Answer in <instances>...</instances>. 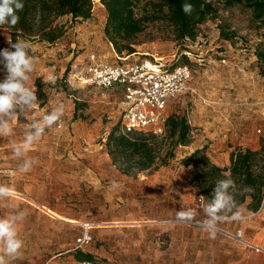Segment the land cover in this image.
Here are the masks:
<instances>
[{
    "label": "rangeland",
    "instance_id": "obj_1",
    "mask_svg": "<svg viewBox=\"0 0 264 264\" xmlns=\"http://www.w3.org/2000/svg\"><path fill=\"white\" fill-rule=\"evenodd\" d=\"M142 3L152 7L158 1ZM218 6V17L199 26L194 41L175 40L166 21L149 22L135 38L132 54L117 53L106 38L107 12L99 0H94L90 19L66 16L58 21L64 35L57 45L27 42L36 60L28 86L38 90V104L20 111L10 135L0 137V185L15 190L0 198V217L29 215L17 224L23 248L16 258L6 257V264H71L77 252L91 255L97 264H227L231 247L225 232L235 238L241 232L238 242L264 249V211L250 212L249 198L242 205L246 218L220 223L215 239L196 224L171 222L181 208L195 209L197 220L205 218L207 202L197 194L193 169L181 164L183 158L203 149L224 169L225 157L237 148L260 146L264 134V77L255 57L261 35L240 7ZM219 24L234 30L235 38L222 40ZM8 37L7 30H0V50L10 47ZM90 56L108 65L157 60L191 69L189 87L196 94L173 99L165 111L166 118L187 117L191 142L177 147L166 166L131 178L113 164L106 138L120 130L122 95L114 88L76 84L74 75ZM4 76L0 66V80ZM77 102L83 104L78 126H69L68 108ZM61 104V128H46L38 142L25 146L31 125ZM17 147L19 156L14 155ZM30 158L36 163L25 173L22 167ZM50 211L60 218L54 215L57 221H51ZM85 228L92 241L77 248L75 241ZM62 248L70 252L50 263Z\"/></svg>",
    "mask_w": 264,
    "mask_h": 264
},
{
    "label": "trees",
    "instance_id": "obj_2",
    "mask_svg": "<svg viewBox=\"0 0 264 264\" xmlns=\"http://www.w3.org/2000/svg\"><path fill=\"white\" fill-rule=\"evenodd\" d=\"M158 3L149 7L142 0H99L105 7L107 19L104 33L117 53L135 52L134 40L144 31L149 22L166 21L173 29L174 39L194 41L198 35L199 26L208 20L216 19L219 6L229 9L240 7L249 15L252 30L260 33L262 41L256 46L255 57L264 77V0H157ZM24 8L19 12L20 20L15 27L0 26L7 30L12 42H45L54 44L64 35V26L58 21L69 16L72 21H86L91 18L94 0H22ZM190 3L194 6L191 15H185L181 5ZM166 9V13L164 12ZM220 38L230 41L236 32L228 25L219 24ZM186 57V56H185ZM83 104L76 103L77 110ZM192 127L185 115H171L166 118L164 132L156 135L152 132H134L124 134L116 128L108 135L106 146L114 165L128 177L135 178L140 173L157 170L166 166L174 158L175 149L187 146L191 142ZM258 149L237 148L229 155L228 167L221 169L205 154L203 149H197L181 160L185 167L193 169L192 182L199 196L206 202L218 180L225 179V173L230 174L237 185L234 193L240 206L247 199V209L257 212L264 200V134L260 138ZM254 189L252 193L243 191ZM85 260L92 261L91 256Z\"/></svg>",
    "mask_w": 264,
    "mask_h": 264
},
{
    "label": "clouds",
    "instance_id": "obj_3",
    "mask_svg": "<svg viewBox=\"0 0 264 264\" xmlns=\"http://www.w3.org/2000/svg\"><path fill=\"white\" fill-rule=\"evenodd\" d=\"M24 3L22 0H0V26L7 25L15 27L20 20L19 12H22ZM185 15H191L194 6L190 3L181 5ZM9 48L0 50V66L5 73L3 80H0V137L10 135L11 124L18 118L20 111L34 109L38 104L37 89L28 86V81L35 69V57L30 54L29 45L23 40L12 42L8 37ZM64 115L63 105H59L51 112L42 117V122H35L31 125L32 131L24 138V145L29 146L38 142L46 128L50 129L58 123ZM21 149H14V155L19 156ZM36 160L30 158L25 160L22 170L27 173L31 170ZM225 179L218 180L203 208L204 219L197 220L199 213L192 208H181L175 212L174 223L196 224L206 232L211 239H215L219 231L218 225L223 222H242L245 217V210L238 204L234 193L237 185L230 174L225 173ZM113 187H118L115 182ZM14 189L0 185V198L11 197ZM243 191L252 193L254 189L245 188ZM260 211H264L262 204ZM29 213L18 212L9 217H0V264H6V257L16 258L23 248V241L18 237L17 224L23 221ZM238 235H243L239 233Z\"/></svg>",
    "mask_w": 264,
    "mask_h": 264
},
{
    "label": "built area",
    "instance_id": "obj_4",
    "mask_svg": "<svg viewBox=\"0 0 264 264\" xmlns=\"http://www.w3.org/2000/svg\"><path fill=\"white\" fill-rule=\"evenodd\" d=\"M191 77V69L185 65H166L157 60H144L129 65H108L97 61L94 56H90L86 66L74 75L75 82L80 87L122 89L123 111L120 127L124 134L152 132L156 135L164 132L165 111L169 102L186 93L196 94L189 87ZM54 126L60 129L62 121ZM239 233L241 232L236 234L237 239L241 238ZM91 241L88 228H85L75 243L80 248L89 245ZM79 264L96 263L82 261Z\"/></svg>",
    "mask_w": 264,
    "mask_h": 264
},
{
    "label": "crops",
    "instance_id": "obj_5",
    "mask_svg": "<svg viewBox=\"0 0 264 264\" xmlns=\"http://www.w3.org/2000/svg\"><path fill=\"white\" fill-rule=\"evenodd\" d=\"M58 42V41H57ZM57 42L54 44H48V45H57ZM115 90H117L121 95H122V101H123V91L121 88H114ZM196 93V92H195ZM191 94V93H189ZM180 97V96H179ZM77 100V99H76ZM172 101V100H171ZM170 101V102H171ZM169 102V103H170ZM79 103V102H77ZM68 110H70V118L69 120L72 121L70 122L69 126H74L77 125L78 126V120H79V116L82 110H77L76 111V115L78 116L77 118H74V114H75V110H76V103H72ZM248 148L251 149H258L259 146L254 144L253 147L252 146H248ZM215 165L218 166V164L215 162H213ZM229 165V156L225 157V162L222 164L223 167H228ZM50 213L53 215H49V219L51 221H57L55 216L57 214H54L53 212L50 211ZM55 215V216H54ZM56 217H59L58 215ZM60 218V217H59ZM89 230V229H88ZM226 237H228V239H230V242L228 243V246L231 247L230 252L227 251L226 255L229 258L227 261V264H264V249L260 248V247H256L250 243L247 242H238L236 240V238L225 232ZM244 243V244H243ZM69 250H65V249H61L59 250L57 253H55V255H53L50 259L49 262H54V261H60L63 258H65L64 256L69 253ZM85 256H91L89 254H81L80 252L75 253V258H74V263L71 264H79L82 261H87L85 260ZM92 257V256H91ZM92 262L93 261V257H92ZM95 263V262H94ZM97 264V263H96Z\"/></svg>",
    "mask_w": 264,
    "mask_h": 264
}]
</instances>
